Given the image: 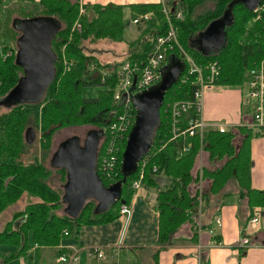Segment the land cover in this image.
<instances>
[{
  "label": "trees",
  "instance_id": "obj_1",
  "mask_svg": "<svg viewBox=\"0 0 264 264\" xmlns=\"http://www.w3.org/2000/svg\"><path fill=\"white\" fill-rule=\"evenodd\" d=\"M11 1L18 4L22 17L14 18L12 27H9L15 7L9 5L10 1L0 5V29L5 24V30L10 32L9 36L3 38V46H0V99L9 94L24 73L23 67L16 63L18 38L21 35V31L16 28V21L35 16H54L63 27L52 41V49L57 56L56 78L47 87L43 99L38 103L14 104L0 114V217L7 209L11 210V216L0 226V264L25 256L33 246L55 248L58 257L71 252L67 248H58L63 239L78 238L84 225L117 220L121 206L132 200L135 193L133 183L140 178L141 171L144 173L142 183L157 191L158 238L163 243L170 242L173 234L185 223L192 224L198 230L201 225L197 216L203 204L200 199L205 201L211 194H218L230 179L237 180L240 197L250 209L264 207V189H256L251 185L250 141L255 137L252 131L241 127L226 133L210 130L204 136L197 134L172 138L169 104L191 97L195 88L190 81H182L189 66L181 58L184 56L182 51L176 48L175 56L171 53L169 60H180L183 63L181 78L166 93L161 107V123L147 154L140 160L137 171L128 175L123 184L121 200L124 203L119 201L112 208L97 212L96 204L91 200L79 216H70L63 195L49 183L53 172L45 164V159L52 136L58 129L85 123L97 124L104 131L116 120L115 111L124 106L114 99L117 71L128 60L141 65L147 61L157 37L167 29V18L162 3L131 4L132 18L146 12H153L154 16L146 23L138 24L140 35L129 43L127 54L122 60L105 62L91 53L87 46L101 41H123L125 6L115 3L84 4L86 13L80 15L79 0H30L26 4ZM208 3L212 6H207ZM173 7L172 15L176 10L184 13L182 20L174 21L185 52L202 66L217 60L221 65L217 84H244L248 70L264 58V11L262 18H257L256 13L241 0H178ZM227 11H231L233 20L227 26L226 44L212 53H205L195 46L197 36ZM77 20L82 24L80 31L73 29ZM12 44L17 46L13 47ZM8 50L12 54L5 57L4 53ZM65 59L73 61L69 70L65 69ZM93 63L96 64L94 69L91 67ZM103 70L111 73L105 82L102 81ZM92 85L101 86V89L97 96L86 97L84 88ZM132 107L136 116L133 104ZM197 116L193 108L182 119V128L187 126L190 118ZM32 126L34 129L38 127L42 135L39 140L43 151L41 154L32 152L31 144L26 141V130ZM237 137L241 139L239 147L234 143ZM102 138L104 140L98 152L97 170L104 184L110 186L124 178L122 158L127 141L125 138L118 144L116 168L111 177H106L100 165L108 136ZM189 142L192 144L190 151L181 154ZM201 150L209 154L214 164L224 160L222 164L204 170L210 185L203 194L191 189V185L199 179V174L194 177L193 168ZM58 169L67 174L65 168ZM250 215L248 222L253 212ZM246 227L242 225L245 236L248 234ZM3 245L15 246L16 250L4 253L1 249Z\"/></svg>",
  "mask_w": 264,
  "mask_h": 264
},
{
  "label": "crops",
  "instance_id": "obj_2",
  "mask_svg": "<svg viewBox=\"0 0 264 264\" xmlns=\"http://www.w3.org/2000/svg\"><path fill=\"white\" fill-rule=\"evenodd\" d=\"M9 1L11 0H0V5L7 4ZM17 1L26 4L30 0ZM79 1L80 8L84 4L97 3L123 5L125 6L124 19L126 15H130L132 18L131 4L162 3L165 5L166 3L173 7L174 3L178 2V0ZM136 30L137 36L129 42H133L139 37L141 30L139 27H136ZM123 50L124 48H122ZM123 58L115 56L111 59L116 61ZM231 87L234 86L221 85L206 94L203 105V116L206 119L239 123L242 92L240 89ZM223 95L235 96L230 98L231 100L225 98L224 103L231 106L232 110L227 115H221L220 112L224 107L221 97ZM236 142L241 143V139L237 137L234 140L236 146L239 147L240 143ZM250 150L251 185L256 189H264V136L253 137L250 141ZM223 162L224 160L216 165ZM216 165L210 161L209 154L205 150L198 153L193 175L196 177L199 174V179L191 185V189H195V193L198 190L199 194L208 191L210 181L205 178L204 170ZM134 190L135 193L128 204L132 207L133 214L126 230L121 217L105 224L84 225L78 238L67 237L63 239L58 248L79 252L82 264H114L116 262L122 264H264V207L250 209L246 201L240 197V186L237 180L232 182L230 179L218 194H211L208 199L203 201L197 216L201 225L198 226V230L192 224L185 223L173 234L170 242L164 243L160 242L158 238L159 211L156 189L142 184L139 189L134 188ZM252 212V217L259 218V225L256 229L248 228V220ZM218 217L223 220L221 227L215 223ZM243 224L247 226L245 230L251 240L249 247L241 245L240 242L244 236ZM96 247L104 248V256H97ZM58 258L55 248L33 246L25 256L18 259L20 264H66L59 261Z\"/></svg>",
  "mask_w": 264,
  "mask_h": 264
},
{
  "label": "water",
  "instance_id": "obj_3",
  "mask_svg": "<svg viewBox=\"0 0 264 264\" xmlns=\"http://www.w3.org/2000/svg\"><path fill=\"white\" fill-rule=\"evenodd\" d=\"M241 1L251 10L263 2ZM232 20L231 11H227L222 18L212 21L207 30L197 36L195 46L205 53L223 47L227 41V26ZM62 27L61 21L54 16H35L16 21V28L21 31L16 63L23 67L24 73L9 94L0 99V104L11 107L17 103H38L43 99L47 87L56 78L57 56L52 49V41ZM182 70L183 63L180 60H169L163 70L162 80L134 95L132 101L137 114L123 152L122 180L106 186L98 173V152L103 130L90 131L84 144L79 136L71 137L53 153L52 166L65 168L67 172L63 199L70 216H79L89 200L97 202V212L106 211L119 201L124 203L121 200L123 184L128 175L137 171L140 160L147 154L161 123V107L166 93L178 81ZM25 136L31 144L37 136L35 129L29 127Z\"/></svg>",
  "mask_w": 264,
  "mask_h": 264
},
{
  "label": "built area",
  "instance_id": "obj_4",
  "mask_svg": "<svg viewBox=\"0 0 264 264\" xmlns=\"http://www.w3.org/2000/svg\"><path fill=\"white\" fill-rule=\"evenodd\" d=\"M173 7L169 5H163V12L167 18L166 31L157 37L154 50L148 56L147 61L144 64L133 63L130 60L123 63L117 71V85L114 90V99L116 102L123 103L121 110H116V120H114L104 130L103 136H108L107 142L104 147V154L101 159V170L103 175L111 177L112 172L116 168L118 162L119 143L128 136L134 126L136 116L132 107V99L134 95L147 90L156 84H158L163 77V70L169 63V56H175L174 52L176 48L182 51L184 56H181L182 60H185L189 66L185 75L182 77L183 82H191L195 85L193 95L191 97L174 101L169 104L171 111L172 138L176 139L179 136H194L199 134L204 136L206 132L210 130H218L221 133L229 131H236L237 128L245 127L252 131L254 136H264V58L257 62L252 68H250L246 74V81L240 85L242 92L241 98V120L239 123H231L226 120H208L203 116V105L206 94L214 90L216 87L221 86L217 84L218 77L221 74V65L215 60L209 62L206 66H202L195 62L193 57L185 52L182 48L178 37V26L175 24L174 19L182 20L184 13L182 10H176L174 15L171 14ZM264 11V4H260L254 12L257 18H262V12ZM86 13V8L82 5L80 8V15ZM154 16L153 12H146L132 18L134 24H144ZM82 24L77 20L73 29L80 31ZM12 52L7 53L10 56ZM65 69L69 70L73 61H64ZM91 67L96 68V64H92ZM111 73L103 70L102 81L105 82ZM182 75V74H181ZM181 75L179 79L181 78ZM195 109L198 113L197 117L189 119L187 126L182 128V119L188 115V113ZM104 138L100 141L103 142ZM99 146V149H100ZM192 147V144L187 143L181 150V154L188 153ZM144 177L143 171H141L140 178L135 180L133 187L137 190L142 186V179ZM201 198V197H200ZM200 202H203L200 199ZM133 214V209L128 204H123L120 208V217L124 220V229L126 230L127 224ZM218 227L223 225V220L218 217L215 221ZM248 228L256 229L259 225V218L252 217L248 223ZM241 245L249 247L251 240L249 236H243L241 239ZM104 248L96 247L95 253L97 256H104ZM59 261L66 264H82L79 252L72 251L67 254H62L58 258ZM114 264H122L116 262ZM131 264V263H128Z\"/></svg>",
  "mask_w": 264,
  "mask_h": 264
},
{
  "label": "rangeland",
  "instance_id": "obj_5",
  "mask_svg": "<svg viewBox=\"0 0 264 264\" xmlns=\"http://www.w3.org/2000/svg\"><path fill=\"white\" fill-rule=\"evenodd\" d=\"M13 4H10V3ZM30 2V1H28ZM38 2V1H35ZM32 4V3H31ZM30 4V5H31ZM9 5L14 6L15 8L13 9V14L11 17V20L9 22V27H12V20L14 18L17 17H22V13L21 11L18 9V4L16 2L10 1ZM29 5V6H30ZM28 6V7H29ZM207 6H212V4H207ZM30 8V7H29ZM2 26L3 29H0V46H3V38L7 37L10 35V32L6 29L5 30V24H3ZM136 27H139L137 24H134L132 22V18L130 15H126L125 16V27H124V39L121 42H117V43H113L111 41H103L101 43H97V44H89V42H87V44H89L87 46V48H89L91 51V53L95 54L98 53L99 57L102 60H112L111 58L117 56L118 58L120 57H125L127 54V48L129 46V41L135 39V37L137 36V30ZM5 34V35H4ZM12 34V33H11ZM18 35V33H16ZM199 42V40L197 39V43ZM104 44V45H103ZM16 45V44H15ZM103 45V46H102ZM107 45V46H106ZM13 47L14 44H12ZM122 48H124V50L122 51ZM115 50H117V52H115ZM10 51L8 50L6 53H4V56H7V53H9ZM5 56V57H6ZM97 56V54H96ZM113 61V60H112ZM232 89H240L241 88L239 86H234L231 87ZM101 89V86H96V85H92V86H87L84 88V95L86 97H95L97 96L99 90ZM223 99V103L225 102V98L231 100L230 98L235 97L234 95L231 97V95H223L221 96ZM12 107V106H11ZM10 108V106H7L5 104H0V114L4 113L5 111H7ZM34 108V107H33ZM231 110V106L229 107V105L224 103V107L221 108V115H227V113H229ZM33 127V126H32ZM34 128V127H33ZM100 128L97 124H93V123H85V124H81V125H74V126H67L61 129H58L57 131L54 132L53 136H52V141H51V146L49 148L48 151H46V159H45V164L47 166H49L52 169V175L49 178V183L50 185L56 189L59 190L61 192L62 195H64V184L67 181V174L63 173L61 171H59L58 168L53 167L51 164V159H52V155L53 153L58 149V147L60 146V144L62 142H64L65 140L74 137V136H79L83 141L86 140V136L87 133L90 131H99ZM36 131V138L35 140L31 143V148L30 150L32 152H37L40 153L43 152L42 151V146H41V142L39 141L41 138V132L38 129V127L35 129ZM102 139V138H101ZM237 144L240 142H236ZM218 164L217 162H215V164L213 163V165ZM232 182H236V179H231ZM143 188V187H142ZM195 190V189H194ZM193 190V191H194ZM91 201V200H89ZM94 203L96 204L97 202L95 200ZM11 216V210L7 209L4 212V215L2 217H0V226L2 227L4 225V223L8 220V218ZM29 241L31 242V235L29 237ZM2 251L4 253H11L13 251L16 250L15 246H10V245H3L1 247ZM7 264H20V260L18 258L11 260L9 263Z\"/></svg>",
  "mask_w": 264,
  "mask_h": 264
},
{
  "label": "flooded vegetation",
  "instance_id": "obj_6",
  "mask_svg": "<svg viewBox=\"0 0 264 264\" xmlns=\"http://www.w3.org/2000/svg\"><path fill=\"white\" fill-rule=\"evenodd\" d=\"M88 133H89V132H88ZM88 133H87V134H88ZM86 137H87V136H86ZM80 139H81V138H80ZM84 142H85V140L83 141V140L81 139V143L84 144Z\"/></svg>",
  "mask_w": 264,
  "mask_h": 264
},
{
  "label": "bare ground",
  "instance_id": "obj_7",
  "mask_svg": "<svg viewBox=\"0 0 264 264\" xmlns=\"http://www.w3.org/2000/svg\"><path fill=\"white\" fill-rule=\"evenodd\" d=\"M254 11V10H253Z\"/></svg>",
  "mask_w": 264,
  "mask_h": 264
}]
</instances>
